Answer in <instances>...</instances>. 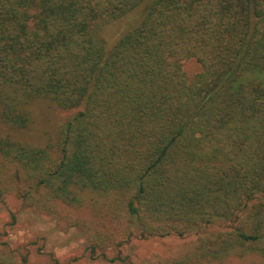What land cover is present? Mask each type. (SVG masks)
<instances>
[{
  "label": "trees",
  "instance_id": "16d2710c",
  "mask_svg": "<svg viewBox=\"0 0 264 264\" xmlns=\"http://www.w3.org/2000/svg\"><path fill=\"white\" fill-rule=\"evenodd\" d=\"M10 194L91 253L191 236L151 264H264V0H0Z\"/></svg>",
  "mask_w": 264,
  "mask_h": 264
},
{
  "label": "rangeland",
  "instance_id": "374dc122",
  "mask_svg": "<svg viewBox=\"0 0 264 264\" xmlns=\"http://www.w3.org/2000/svg\"><path fill=\"white\" fill-rule=\"evenodd\" d=\"M111 25L106 35L112 34ZM107 43L106 36L103 35ZM184 70L192 75L199 70L193 59L184 61ZM56 114H55V113ZM46 123L52 124L54 115L59 121L68 111L50 110ZM43 121V120H42ZM37 120L36 135L42 138L44 121ZM54 123V122H53ZM193 238L170 235L162 238L132 240L121 247H111L104 255L89 252L79 229L62 228L50 217L35 214L13 194L0 203V255L15 261L27 260V264H151L153 255L173 257ZM226 264H246L231 261Z\"/></svg>",
  "mask_w": 264,
  "mask_h": 264
}]
</instances>
